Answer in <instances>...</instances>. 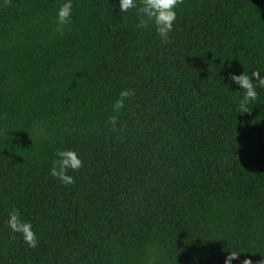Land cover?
<instances>
[{
	"label": "trees",
	"instance_id": "1",
	"mask_svg": "<svg viewBox=\"0 0 264 264\" xmlns=\"http://www.w3.org/2000/svg\"><path fill=\"white\" fill-rule=\"evenodd\" d=\"M63 2L0 0V264H259L264 88L243 113L228 76L264 75V0H183L167 43L118 0H73L58 26Z\"/></svg>",
	"mask_w": 264,
	"mask_h": 264
},
{
	"label": "clouds",
	"instance_id": "2",
	"mask_svg": "<svg viewBox=\"0 0 264 264\" xmlns=\"http://www.w3.org/2000/svg\"><path fill=\"white\" fill-rule=\"evenodd\" d=\"M183 3V0H118L120 13L134 12L138 18L137 28L148 29L154 27L157 36L162 42L167 43L170 39V33L174 31V24L177 21L176 9ZM117 5H113L114 10ZM73 0H64L56 13V24L58 26L69 25L72 22ZM59 30V28H58ZM231 65H229V68ZM228 79L239 89H242L243 96L238 102L237 110L243 113H250L249 104L257 101V88H264V75H261L259 69L254 70L249 76L245 71L241 74L229 72ZM255 81V82H254ZM135 92L131 89H125L120 93L119 98L113 105V111L119 113L125 107V100L134 96ZM113 128H115L118 118H110ZM56 159L50 169V175L55 177L65 186L73 184L75 179L69 175V170L75 172L83 168V160L77 151L73 149L57 150ZM8 228L14 234H20L23 242L32 249L38 247L39 237L34 231L33 224L25 220L19 209H12L8 214ZM230 249H232L230 247ZM224 264H232L234 260H239L242 255L237 250L224 249ZM259 264H264V255ZM243 264H253L251 258L243 260Z\"/></svg>",
	"mask_w": 264,
	"mask_h": 264
}]
</instances>
